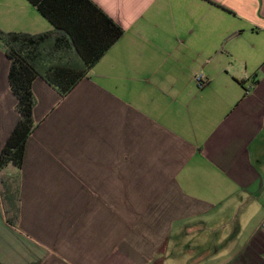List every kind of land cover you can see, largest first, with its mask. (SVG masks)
<instances>
[{
    "label": "crops",
    "instance_id": "obj_1",
    "mask_svg": "<svg viewBox=\"0 0 264 264\" xmlns=\"http://www.w3.org/2000/svg\"><path fill=\"white\" fill-rule=\"evenodd\" d=\"M91 1L123 33L64 96L34 79L0 264H264V0ZM53 29L0 0V30ZM9 66L0 40V152Z\"/></svg>",
    "mask_w": 264,
    "mask_h": 264
},
{
    "label": "trees",
    "instance_id": "obj_2",
    "mask_svg": "<svg viewBox=\"0 0 264 264\" xmlns=\"http://www.w3.org/2000/svg\"><path fill=\"white\" fill-rule=\"evenodd\" d=\"M54 27L31 34L0 30V40L10 60L8 80L16 96L19 119L0 152V169L22 165L26 141L34 129L32 83L38 76L61 96L67 94L123 30L91 0H28ZM59 33L68 37H55ZM91 34L92 37H83ZM80 56L72 62L69 52Z\"/></svg>",
    "mask_w": 264,
    "mask_h": 264
},
{
    "label": "built area",
    "instance_id": "obj_3",
    "mask_svg": "<svg viewBox=\"0 0 264 264\" xmlns=\"http://www.w3.org/2000/svg\"><path fill=\"white\" fill-rule=\"evenodd\" d=\"M202 79H203V77L201 75L196 76V80L198 81L200 86H202L205 83ZM263 227H264V223H263Z\"/></svg>",
    "mask_w": 264,
    "mask_h": 264
}]
</instances>
